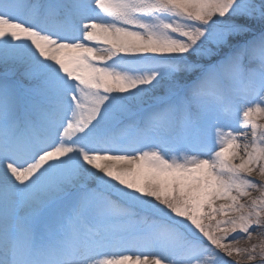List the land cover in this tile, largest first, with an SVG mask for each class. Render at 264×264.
Returning a JSON list of instances; mask_svg holds the SVG:
<instances>
[{"label": "rangeland", "instance_id": "obj_1", "mask_svg": "<svg viewBox=\"0 0 264 264\" xmlns=\"http://www.w3.org/2000/svg\"><path fill=\"white\" fill-rule=\"evenodd\" d=\"M58 1L0 0V239L264 264V0H92L86 38L45 22Z\"/></svg>", "mask_w": 264, "mask_h": 264}, {"label": "bare ground", "instance_id": "obj_2", "mask_svg": "<svg viewBox=\"0 0 264 264\" xmlns=\"http://www.w3.org/2000/svg\"><path fill=\"white\" fill-rule=\"evenodd\" d=\"M92 0H59L57 3V20L56 24H59L60 26L67 28L68 30H71L73 33L77 32L78 34L83 35L84 38H86V35L84 34V31L87 29L88 24L85 23V20L88 17L89 12L91 11V6H92ZM58 26V25H57ZM96 33L98 34L99 37L104 38L107 42L110 43H117L119 42L120 38L110 30H103V29H98L96 30ZM133 40V39H131ZM243 152H238L237 157L239 160L244 162V154L248 152L250 149V145H244L243 147ZM103 161H105V156L102 155L100 157ZM96 166H98L97 163H94ZM195 164L192 163V166ZM25 173L30 171V168H26ZM206 171V170H205ZM24 173V174H25ZM16 172L15 170L8 166L2 164L0 162V191L1 189L7 190V193H10L12 190L11 188V183L13 180V177L15 176ZM40 240L49 242L47 243V246L44 248V251L42 252V255L48 256L52 255L56 259L53 263L50 264H68L73 261L75 258L73 255L68 256V258H65L64 256L69 255L66 253H63V250L57 247V244L54 242L55 238L52 235H48L45 238H40ZM0 249L1 250H8L12 252V255H17L18 258L14 259H4L0 257V264H20L21 261V256L22 252L21 250L16 248L15 246H12V244L6 240H1L0 239ZM70 260V261H67ZM62 261V262H61ZM81 261H89L87 256L81 257V259H78L76 262L80 264L79 262ZM36 264H45V259H40L36 262Z\"/></svg>", "mask_w": 264, "mask_h": 264}]
</instances>
